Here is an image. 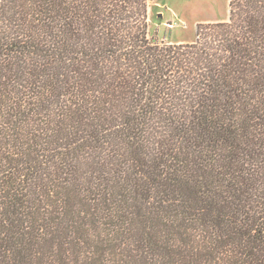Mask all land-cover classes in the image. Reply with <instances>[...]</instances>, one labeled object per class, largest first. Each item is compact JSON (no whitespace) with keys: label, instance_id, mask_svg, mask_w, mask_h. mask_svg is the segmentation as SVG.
<instances>
[{"label":"trees","instance_id":"16d2710c","mask_svg":"<svg viewBox=\"0 0 264 264\" xmlns=\"http://www.w3.org/2000/svg\"><path fill=\"white\" fill-rule=\"evenodd\" d=\"M149 7L0 0V264H264V0Z\"/></svg>","mask_w":264,"mask_h":264},{"label":"rangeland","instance_id":"374dc122","mask_svg":"<svg viewBox=\"0 0 264 264\" xmlns=\"http://www.w3.org/2000/svg\"><path fill=\"white\" fill-rule=\"evenodd\" d=\"M149 4V36L158 41H191L197 23L228 17V0H153Z\"/></svg>","mask_w":264,"mask_h":264},{"label":"built area","instance_id":"2783aa9c","mask_svg":"<svg viewBox=\"0 0 264 264\" xmlns=\"http://www.w3.org/2000/svg\"><path fill=\"white\" fill-rule=\"evenodd\" d=\"M151 1H153V0H148L149 3H150Z\"/></svg>","mask_w":264,"mask_h":264}]
</instances>
